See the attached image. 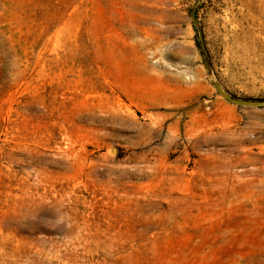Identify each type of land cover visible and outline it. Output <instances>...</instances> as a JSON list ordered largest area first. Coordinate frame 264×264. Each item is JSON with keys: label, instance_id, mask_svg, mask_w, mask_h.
I'll list each match as a JSON object with an SVG mask.
<instances>
[{"label": "rangeland", "instance_id": "374dc122", "mask_svg": "<svg viewBox=\"0 0 264 264\" xmlns=\"http://www.w3.org/2000/svg\"><path fill=\"white\" fill-rule=\"evenodd\" d=\"M0 264H264V0H0Z\"/></svg>", "mask_w": 264, "mask_h": 264}, {"label": "water", "instance_id": "95a60500", "mask_svg": "<svg viewBox=\"0 0 264 264\" xmlns=\"http://www.w3.org/2000/svg\"><path fill=\"white\" fill-rule=\"evenodd\" d=\"M194 23H197V21L195 20Z\"/></svg>", "mask_w": 264, "mask_h": 264}]
</instances>
